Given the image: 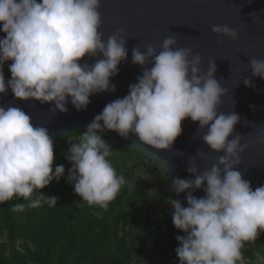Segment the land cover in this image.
<instances>
[{
    "label": "clouds",
    "instance_id": "1",
    "mask_svg": "<svg viewBox=\"0 0 264 264\" xmlns=\"http://www.w3.org/2000/svg\"><path fill=\"white\" fill-rule=\"evenodd\" d=\"M101 7V0H0V32L5 34L0 38V94L10 89L17 100L50 103V111L66 113L69 102L84 111L92 95L115 92L111 78L127 60V39L117 29L104 40ZM211 31L231 40L238 37L228 25H213ZM177 44L171 35L159 53L151 45L143 52L138 46L132 49V63L142 67V74L127 95L106 104L70 144L67 182L82 198L76 207L86 203L106 210L128 184L108 159L113 148L103 139L106 130L124 139L131 133L132 144L138 141L160 152L172 149L182 121L198 122V130H206L203 144L218 155L203 171L189 157L187 171L195 178H173L176 194L188 193L187 207L171 197L165 201L173 208L174 227L184 233L176 237V256L179 264H249L241 249L264 232V185L253 190L237 170L249 144L234 131L241 117L219 111L227 90L221 86L223 78L215 77V61L202 71L201 56ZM8 61L11 79L6 80ZM248 63L252 77L264 79V59ZM243 83L254 86L251 79ZM253 143L264 145V127ZM197 156L207 159L202 151ZM53 165L48 129L34 125L19 107L0 106V204L22 198L26 203L14 204L13 211L42 203L57 206L55 196L40 191L65 175L63 165ZM200 189L206 195L196 198L192 193ZM251 264H264V253L257 252Z\"/></svg>",
    "mask_w": 264,
    "mask_h": 264
},
{
    "label": "water",
    "instance_id": "2",
    "mask_svg": "<svg viewBox=\"0 0 264 264\" xmlns=\"http://www.w3.org/2000/svg\"><path fill=\"white\" fill-rule=\"evenodd\" d=\"M103 38L117 29L125 33L127 60L120 63L118 75L111 78L115 92H102L90 97V104L84 111H77L69 102L68 111H50L52 104L41 105L36 101H22L14 98L9 89L7 95L0 94V106H15L30 115L34 125L48 129L53 141H57L76 131L86 130V126L109 102L128 94L129 86L137 82L142 67L132 63V49L140 47L143 52L148 45L157 53L163 40L175 35L177 47L191 48L193 54L202 58L201 70L207 71L209 61H215L216 79L227 90L222 97L219 111L235 112L241 120L234 131L243 136L242 143L249 144L241 155L237 170L251 187L264 185V145L253 143L260 128L264 127V79L252 77L249 60L264 59V0H101ZM213 25H228L238 33L236 40L220 37L212 33ZM0 32V38L4 37ZM102 58V57H100ZM95 58L85 57L89 64ZM82 60L81 62H84ZM8 61L4 65L6 80L11 79ZM244 79H251L253 87H246ZM182 134L175 140L171 150L156 151L140 142L132 144L134 138L120 137L116 132L105 131L116 146L133 149L150 159L168 183L175 200L187 207V192L179 195L172 188L173 178L194 179L188 173L189 157H195L200 171L210 167L218 155L203 144L201 137L206 130H198V122L190 119L182 121ZM232 137H229L231 139ZM206 153L202 160L197 152ZM223 153H221L222 155ZM196 198L206 194L203 189L192 193ZM264 233V232H263Z\"/></svg>",
    "mask_w": 264,
    "mask_h": 264
},
{
    "label": "trees",
    "instance_id": "3",
    "mask_svg": "<svg viewBox=\"0 0 264 264\" xmlns=\"http://www.w3.org/2000/svg\"><path fill=\"white\" fill-rule=\"evenodd\" d=\"M83 131L54 142L53 167L63 165L65 175L40 191L55 196L57 206L13 211L14 204L26 203L22 198L0 204V264H179L176 237L184 233L174 227L165 202L174 199L167 181L150 159L116 146L105 133L113 148L108 159L128 184L106 210L75 206L82 198L67 182L72 165L65 155ZM241 251L251 264L257 252L264 253V233Z\"/></svg>",
    "mask_w": 264,
    "mask_h": 264
},
{
    "label": "built area",
    "instance_id": "4",
    "mask_svg": "<svg viewBox=\"0 0 264 264\" xmlns=\"http://www.w3.org/2000/svg\"><path fill=\"white\" fill-rule=\"evenodd\" d=\"M174 198V197H173ZM175 199V198H174ZM169 209L170 211L173 213V208L171 207V205L168 203Z\"/></svg>",
    "mask_w": 264,
    "mask_h": 264
}]
</instances>
